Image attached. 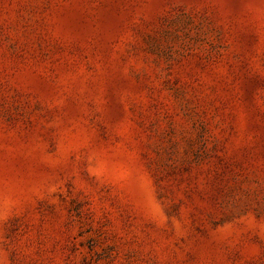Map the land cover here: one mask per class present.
I'll use <instances>...</instances> for the list:
<instances>
[{
    "label": "rangeland",
    "instance_id": "374dc122",
    "mask_svg": "<svg viewBox=\"0 0 264 264\" xmlns=\"http://www.w3.org/2000/svg\"><path fill=\"white\" fill-rule=\"evenodd\" d=\"M0 264H264V0H0Z\"/></svg>",
    "mask_w": 264,
    "mask_h": 264
}]
</instances>
